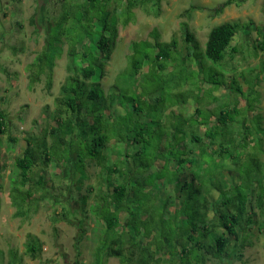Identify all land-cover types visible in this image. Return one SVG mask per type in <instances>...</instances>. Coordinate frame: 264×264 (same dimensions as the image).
<instances>
[{"label": "trees", "instance_id": "1", "mask_svg": "<svg viewBox=\"0 0 264 264\" xmlns=\"http://www.w3.org/2000/svg\"><path fill=\"white\" fill-rule=\"evenodd\" d=\"M60 1L61 11L50 22L43 49L26 66L28 86L32 89L44 76L46 90L51 89L62 45H67V75L54 100L52 125L41 135H28L22 154L15 158L9 192L15 215L22 216L32 193L43 190L40 199L45 198L43 176L29 186L28 177L35 168L62 164L76 177L74 187L79 193L87 179V164L93 162L100 169L98 181L77 196L83 215L89 207L96 223L103 226L92 264H104L109 258L119 264H206L210 260L229 264L230 258L241 260L254 229L263 234L264 249L263 164L255 154L244 156L253 143L260 152V122L247 116L251 105L239 110L224 104L206 113L196 108L190 117H182L181 106L189 98L195 103L201 99L193 95L187 67L175 57V40L158 42L153 36L154 54L142 56L133 47L125 76L135 80L140 74L161 73L163 87L172 84L183 90L169 93L176 105L171 106V115L142 120L141 105L130 98L116 103L115 92L105 94L101 80L114 51L118 23L129 24L137 8L145 13L152 9L157 15L161 0ZM110 2L116 4L117 14L108 10ZM230 4L231 0L221 2L212 15ZM180 26L186 43L196 49L187 24ZM240 27L231 22L212 27L203 58L220 65ZM258 35V47L264 51V30ZM167 65L173 70L163 74ZM218 77L222 74L213 72L205 81L217 88L222 85ZM235 90L242 95L238 87ZM204 97L210 99L207 92ZM119 119L121 125L114 128ZM247 119L253 126L250 130ZM6 129V114L0 110V136ZM114 129H119L116 140L125 139L118 142L117 150ZM196 130H202V135ZM111 152L116 155L114 161L108 159ZM89 199H93L91 205ZM43 245L27 235L25 250L31 259L39 257Z\"/></svg>", "mask_w": 264, "mask_h": 264}, {"label": "rangeland", "instance_id": "2", "mask_svg": "<svg viewBox=\"0 0 264 264\" xmlns=\"http://www.w3.org/2000/svg\"><path fill=\"white\" fill-rule=\"evenodd\" d=\"M223 1L226 0H161L157 15L152 9L150 13L140 8L134 9L133 20L129 24L122 26L118 23V37L111 59L105 66L101 87L105 94L115 92L116 103L123 104L130 98L141 105L142 120L165 119L166 114L171 115V106H176L172 105L169 93L172 89L181 92L183 88L176 90L172 84L163 87L161 73L140 74L138 79L130 80L125 76V70L133 47L138 48L142 56H152L155 44L153 36H157L158 42L175 40V57L187 67V74L194 84L191 85L193 95L201 99L200 103H195L193 98H189L187 104L181 106V116L190 117L196 108L206 113V110L214 111L219 105L245 110L250 104L252 109L248 118L252 122L254 119L260 122L261 131L257 135L260 138V152L257 154L259 149L253 143L244 156L255 154L264 170V51L258 47V33L264 30V0H231V4L220 14L212 15L211 10ZM60 2L0 0V110L6 114L7 124L6 133L0 136V264H92L102 237L103 226L96 223L89 207L83 215L77 201L78 194H85L86 189L95 186L98 181L100 169L93 162L87 164V179L83 181L79 193L74 187L78 185L76 177L62 164L35 168L29 174V186L43 176L45 198L40 199L43 190L38 194L32 193L21 217L15 215L16 209L11 205L9 195L15 177V158L22 154L28 135H41L52 125L54 100L67 75V45H62L63 52L53 69L51 89L46 90L44 76L32 89L28 86L26 66L43 49L50 22L61 11ZM114 8H117L116 4L110 2L108 10L117 14ZM181 22L187 24L196 49L191 47L193 43H186ZM224 22L237 23L241 27L224 61L220 65H212L203 58L204 44L209 30ZM232 48L234 53H231ZM147 70L146 66L143 71ZM172 70L173 67L167 65L162 73L167 74ZM213 72L222 74V77H218L222 85L217 88L205 81L207 75ZM235 87L242 91V95L236 92ZM206 92L210 99L205 100ZM173 110L178 109L175 107ZM121 120L116 121L114 128H119ZM250 120L247 119L246 124L249 130L253 127L248 123ZM211 123H214L213 118ZM118 130L112 136L115 150L120 149V146H116L121 145L118 142L125 143V139L116 140ZM196 133L202 135L203 131L196 130ZM122 148L132 151L130 146ZM108 155V159H116L113 152ZM184 179L185 176H182L181 180ZM92 203L93 199H89L88 204ZM27 235L44 244L37 259H31L26 253ZM249 236L250 244L244 249L241 260L230 258L229 264H264L263 234L254 229ZM225 263L210 260L206 264ZM104 264H119V261L109 258Z\"/></svg>", "mask_w": 264, "mask_h": 264}]
</instances>
